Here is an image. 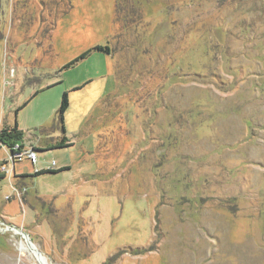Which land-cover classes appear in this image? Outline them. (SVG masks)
<instances>
[{
	"label": "rangeland",
	"instance_id": "374dc122",
	"mask_svg": "<svg viewBox=\"0 0 264 264\" xmlns=\"http://www.w3.org/2000/svg\"><path fill=\"white\" fill-rule=\"evenodd\" d=\"M14 124L0 264H264V0H0Z\"/></svg>",
	"mask_w": 264,
	"mask_h": 264
},
{
	"label": "trees",
	"instance_id": "16d2710c",
	"mask_svg": "<svg viewBox=\"0 0 264 264\" xmlns=\"http://www.w3.org/2000/svg\"><path fill=\"white\" fill-rule=\"evenodd\" d=\"M93 50L97 51V52H100V53H105V54H109L110 53V49H109L108 46H96V47L93 48ZM90 52H91V50L86 51L85 53L80 55L76 60H74L69 65H72V64L76 63L77 61L85 58ZM25 105L26 104H24V106ZM68 107H69L68 93L64 92L62 94L60 105H59V108H58L57 113H56L57 114V119H58L57 123H55L51 128H49L47 130L52 131V130L55 129V127H59L61 129L62 133L63 134L65 133L63 121H64V114L67 111ZM23 136H24V133H23V131H21L18 128L17 124H14V126H4L0 130V145L5 146L7 148H11L15 144H20V146L23 147V143H22ZM67 141L68 140H67L66 136L63 135L58 142L48 146V149L68 147L71 144H67ZM0 164H2V163H0ZM64 169H67V168H61V169H58V170L36 171L34 173V176H37V175H40V174H43V173H46V172L56 173V172H60V171H62ZM0 178H3L2 174H0Z\"/></svg>",
	"mask_w": 264,
	"mask_h": 264
},
{
	"label": "built area",
	"instance_id": "2783aa9c",
	"mask_svg": "<svg viewBox=\"0 0 264 264\" xmlns=\"http://www.w3.org/2000/svg\"><path fill=\"white\" fill-rule=\"evenodd\" d=\"M31 150V149H30ZM28 149H24V148H20V146L18 144L14 145V147L11 150L10 157L9 160L12 163H15L16 160H22L23 158H27L31 163H35L36 162V155L34 152L30 151ZM15 155V156H14ZM54 164V163H52ZM5 165L6 164H1V173H3L5 171Z\"/></svg>",
	"mask_w": 264,
	"mask_h": 264
},
{
	"label": "bare ground",
	"instance_id": "6f19581e",
	"mask_svg": "<svg viewBox=\"0 0 264 264\" xmlns=\"http://www.w3.org/2000/svg\"><path fill=\"white\" fill-rule=\"evenodd\" d=\"M30 250L31 252H29L34 258L35 260L38 262V264H48L47 261L45 262V260L42 258V257H39V255L33 250V247L30 245H26ZM27 248L23 245L20 246V251H21V254L26 251Z\"/></svg>",
	"mask_w": 264,
	"mask_h": 264
},
{
	"label": "water",
	"instance_id": "95a60500",
	"mask_svg": "<svg viewBox=\"0 0 264 264\" xmlns=\"http://www.w3.org/2000/svg\"><path fill=\"white\" fill-rule=\"evenodd\" d=\"M17 232H19V233H21L19 230H17ZM22 234V236H23V238L26 240V243H27V245H31L32 247H33V250L39 255V257H42L44 260H45V262H46V259H45V257L42 255V253L32 244V242L28 239V236L26 235V234H24V233H21Z\"/></svg>",
	"mask_w": 264,
	"mask_h": 264
},
{
	"label": "flooded vegetation",
	"instance_id": "af4514ba",
	"mask_svg": "<svg viewBox=\"0 0 264 264\" xmlns=\"http://www.w3.org/2000/svg\"><path fill=\"white\" fill-rule=\"evenodd\" d=\"M2 163H4V164H5L6 162H2Z\"/></svg>",
	"mask_w": 264,
	"mask_h": 264
},
{
	"label": "crops",
	"instance_id": "0c3cea01",
	"mask_svg": "<svg viewBox=\"0 0 264 264\" xmlns=\"http://www.w3.org/2000/svg\"><path fill=\"white\" fill-rule=\"evenodd\" d=\"M36 150V149H35ZM32 165V164H31Z\"/></svg>",
	"mask_w": 264,
	"mask_h": 264
}]
</instances>
